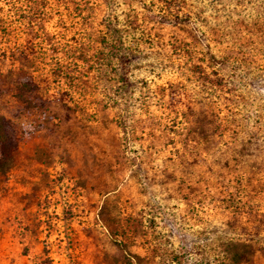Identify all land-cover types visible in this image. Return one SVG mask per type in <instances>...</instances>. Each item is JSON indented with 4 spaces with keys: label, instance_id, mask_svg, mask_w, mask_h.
Segmentation results:
<instances>
[{
    "label": "rangeland",
    "instance_id": "rangeland-1",
    "mask_svg": "<svg viewBox=\"0 0 264 264\" xmlns=\"http://www.w3.org/2000/svg\"><path fill=\"white\" fill-rule=\"evenodd\" d=\"M0 113V264H264V0H0Z\"/></svg>",
    "mask_w": 264,
    "mask_h": 264
},
{
    "label": "trees",
    "instance_id": "trees-1",
    "mask_svg": "<svg viewBox=\"0 0 264 264\" xmlns=\"http://www.w3.org/2000/svg\"><path fill=\"white\" fill-rule=\"evenodd\" d=\"M26 78L15 87L23 88V93H28L31 88H35L30 77ZM18 141L19 134L16 125L0 113V176H4L12 167L15 153L18 151Z\"/></svg>",
    "mask_w": 264,
    "mask_h": 264
}]
</instances>
